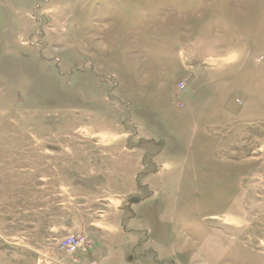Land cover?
I'll list each match as a JSON object with an SVG mask.
<instances>
[{
  "label": "rangeland",
  "instance_id": "1",
  "mask_svg": "<svg viewBox=\"0 0 264 264\" xmlns=\"http://www.w3.org/2000/svg\"><path fill=\"white\" fill-rule=\"evenodd\" d=\"M0 264H264V0H0Z\"/></svg>",
  "mask_w": 264,
  "mask_h": 264
},
{
  "label": "crops",
  "instance_id": "2",
  "mask_svg": "<svg viewBox=\"0 0 264 264\" xmlns=\"http://www.w3.org/2000/svg\"><path fill=\"white\" fill-rule=\"evenodd\" d=\"M184 112H187V110L185 109V111ZM180 118H182L181 116H180ZM192 121H198V119L197 120H192ZM182 122H184V121H182ZM146 127V126H145ZM146 128H148V127H146ZM150 129V128H149ZM140 133L141 134H143L144 136H147V138H148V140L149 141H151V140H158V137H159V135H155V134H153V133H151V132H149V131H147V130H144L143 132H141L140 131ZM183 133V132H182ZM171 136V135H170ZM186 136V134L185 135H180V134H177V137L174 139L175 141H176V144H182L183 143V141L181 140V137H185ZM196 136V138L197 137H200V138H205L204 136H202V135H199V134H192L191 135V137L190 138H193V137H195ZM140 138H142L141 140H146L147 141V139H145V137H140ZM171 138V140H172V138H174V137H170ZM162 141H163V143L165 142V140L164 139H162V138H160ZM176 139H178L179 141H177ZM170 140V139H169ZM207 145H211V143L209 142V141H207ZM145 148V147H144ZM126 150L127 149H134L132 152H136V154H138V156H139V159H140V162H138V164L141 166V167H143L144 166V162H142V160H143V155L145 154V153H148V150H143V148L140 150V148H137V147H132V148H125ZM163 153H164V147H163ZM162 153V154H163ZM147 162H145V164H146ZM146 179V180H145ZM144 180L145 181H143V180H141V185L142 186H144L146 189H148V185H149V178H148V176L145 178ZM150 181H151V179H150ZM102 200H106V199H102ZM149 202V195L148 196H146L145 198H143V199H141V200H134L133 201V203H132V205H131V208H128L129 209V211L131 212V211H133L134 213H135V211L137 210V209H139V208H142V207H144V206H146L147 205V203ZM121 204H122V200H118L117 201V204L114 206V210H115V212H119V213H123L124 211H122V209H121ZM108 207L110 206V205H107ZM95 211H97L96 209H95ZM107 210H105V211H102L103 213H105ZM110 211L112 212L113 210H109V212L108 213H110ZM98 212V211H97ZM137 213V212H136ZM110 214H112V213H110ZM99 221H102L101 219H98L97 221L96 220H94V222H93V220H91L90 221V224H89V226H87V227H85V228H91L92 226H96V228H97V230H96V232H99L98 230V228H101L102 226H100V222ZM140 230V229H139ZM149 231V230H148ZM147 231V232H148ZM109 244V243H108ZM108 244L107 243H103V249H100L101 247H99L100 245L98 244L97 245V247H91L90 248V250H94V249H100V250H108V251H110V250H117V249H119V250H124V251H126V254L128 253V251H129V248H131L130 247V245L129 244H125V243H123V244H119V245H117V247H115V246H112V247H108ZM147 244V243H146ZM149 248H151V246L149 247ZM126 254H124V256L126 255ZM118 256V257H120V260H123L122 259V256L121 255H118V254H112V257H114V256ZM112 257H109L110 259H108V260H104V262H109V261H111V258ZM117 257V258H118ZM112 260H114V258H112Z\"/></svg>",
  "mask_w": 264,
  "mask_h": 264
},
{
  "label": "built area",
  "instance_id": "3",
  "mask_svg": "<svg viewBox=\"0 0 264 264\" xmlns=\"http://www.w3.org/2000/svg\"><path fill=\"white\" fill-rule=\"evenodd\" d=\"M180 89H183L184 88V85L181 84ZM80 237L78 236H70L64 240H62V246L64 245V247H67L65 248L66 250H69V251H73L75 249V247L79 244V239ZM61 246V247H62Z\"/></svg>",
  "mask_w": 264,
  "mask_h": 264
}]
</instances>
